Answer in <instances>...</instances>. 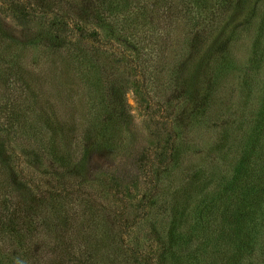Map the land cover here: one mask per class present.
<instances>
[{
    "label": "rangeland",
    "instance_id": "rangeland-1",
    "mask_svg": "<svg viewBox=\"0 0 264 264\" xmlns=\"http://www.w3.org/2000/svg\"><path fill=\"white\" fill-rule=\"evenodd\" d=\"M94 4L0 0V123L9 124L0 132V217L21 200L17 176L36 200H54L28 231L40 242L26 249L24 239L21 246L0 234V264H222L229 248L207 238L211 209L202 204L233 174L263 90L264 25L260 58H249L264 0L248 22L237 23L241 13L226 20L237 36L227 43L230 68L220 71L213 57L220 34L202 36L195 14L168 20L159 2L147 3L135 56L103 40ZM54 13L66 21L61 42L44 33ZM53 124L67 166L46 154ZM61 208L75 249L69 259L41 231H56L50 225ZM179 215L173 244L167 236ZM253 236V255L232 264H264L263 227Z\"/></svg>",
    "mask_w": 264,
    "mask_h": 264
},
{
    "label": "trees",
    "instance_id": "trees-1",
    "mask_svg": "<svg viewBox=\"0 0 264 264\" xmlns=\"http://www.w3.org/2000/svg\"><path fill=\"white\" fill-rule=\"evenodd\" d=\"M154 1L159 2V6L162 7L160 14L163 18L169 20L173 14L182 10L187 15H196V20L202 25V29L200 30L202 36L220 34L216 38V44H213V51H216L213 57L217 61L219 71L223 68H230V64H228V55H230V52L227 43L234 40L237 36L234 29L235 24H229L227 21H229L233 14L241 13L243 18L240 23L239 21L237 23L241 25L244 20L248 22L250 20L249 17L255 14L256 6L261 2V0ZM149 2L152 3V0H95L94 7L91 8V17L94 19V26L102 30V38L104 41H113L124 49L132 51L135 56H138L139 48L136 42L135 32L138 30L142 32V26L137 24V18L143 20L146 17L145 15L148 14L146 6ZM14 4L17 7L20 5L16 2ZM54 14H57L56 18L54 16L52 17L44 33L51 39H55L54 42H61L60 30L65 28L66 21L58 13ZM219 20L221 21L218 23ZM258 25V33L252 43L249 61L250 59L258 60L261 55L258 40L261 34L260 31L262 32L264 25V8L260 14ZM96 31L92 29L90 33L95 36L98 34ZM2 32L0 29V37H2ZM142 34H145V40H149L151 37V33ZM0 124V132L3 131V134H7V125L9 124ZM45 125L48 124L45 122ZM89 127L90 125L83 129L82 132V139L86 143L85 146H87L85 148L86 150L89 148L88 145H91L90 137H93ZM68 131L73 132L71 128H68ZM57 132L61 133V127L59 124H53L49 128V139L46 143L47 146L45 145V151L51 161L59 165L67 166V162L70 161L68 152L58 150L54 142V137L56 138ZM4 147V139L0 138V160H4L2 159ZM239 174L241 176H238ZM14 181L18 183L16 189L22 193V197L20 198V202L14 201V206L10 210H6L7 214H4V217H0V234H7L14 238L16 236V243L21 246L24 243V239L26 242L25 247L28 249V246L32 242H40L37 232H34L32 236V232L28 231L36 225V222H34L36 217L40 214L42 215L45 211L43 209L44 206L47 207L51 204L52 207L54 200H51L53 198L52 195H48L47 199H50L48 200L49 202L42 203L40 202L41 200H36L30 190L26 189V185L18 176ZM207 183V180H205L202 184L206 187ZM219 185L220 191L218 190L215 201H207V203H211L207 205L205 203L202 204L203 207L207 206V208L211 209L210 229L207 238L213 239L212 242L215 245L219 244L226 247V249L229 248L228 256L222 264H232L242 259L244 255L250 257L253 255L256 245V238H254L253 234L261 227H263L264 248V84L257 109L250 122L245 144L241 148L236 164L234 165L233 174L227 180H222ZM70 192H73V190L63 193V196H69L68 193ZM55 203L58 204L57 200ZM62 212L63 209L61 208L59 212L60 217L58 220H54L56 222L55 224L50 225V227H57L55 232L41 231L44 235L54 238L55 244H62L63 248L55 247L57 253H60V257L62 255L66 259H69L71 258L72 251L75 249L64 238L67 231L65 229L66 224L64 217H62ZM182 221V216L179 215L177 220L175 219L169 227L167 237L173 244L176 243L178 238L176 230ZM76 252L82 255V251L79 249ZM80 263L90 264L89 262L83 263L82 261Z\"/></svg>",
    "mask_w": 264,
    "mask_h": 264
}]
</instances>
